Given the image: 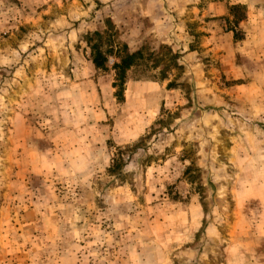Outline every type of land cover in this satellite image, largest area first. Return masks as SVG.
<instances>
[{
    "label": "rangeland",
    "instance_id": "1",
    "mask_svg": "<svg viewBox=\"0 0 264 264\" xmlns=\"http://www.w3.org/2000/svg\"><path fill=\"white\" fill-rule=\"evenodd\" d=\"M260 260L264 0H0V264Z\"/></svg>",
    "mask_w": 264,
    "mask_h": 264
},
{
    "label": "trees",
    "instance_id": "2",
    "mask_svg": "<svg viewBox=\"0 0 264 264\" xmlns=\"http://www.w3.org/2000/svg\"><path fill=\"white\" fill-rule=\"evenodd\" d=\"M230 10L233 12H238L239 15L235 22L243 19L245 12L243 11V6L236 4L232 5ZM237 33H234L236 37ZM109 37V38H108ZM107 37V45L103 47V35L99 31H94L87 35V44L90 48V58L91 62L96 69H107V59L108 55H114L116 61L113 62L111 69L114 72V82L113 87L115 88L114 96L118 101H122L124 98V84L126 82V72L133 66L138 65L145 57L141 49H136L130 51L125 43L121 45L114 43L110 40V36ZM94 39V41H92ZM167 48L166 46H164ZM174 83L169 82L168 86H173ZM116 160H113V166H115ZM117 166V165H116Z\"/></svg>",
    "mask_w": 264,
    "mask_h": 264
},
{
    "label": "crops",
    "instance_id": "3",
    "mask_svg": "<svg viewBox=\"0 0 264 264\" xmlns=\"http://www.w3.org/2000/svg\"><path fill=\"white\" fill-rule=\"evenodd\" d=\"M223 264H224V263H223ZM252 264H263V263H262L261 260H260L259 262L253 261Z\"/></svg>",
    "mask_w": 264,
    "mask_h": 264
}]
</instances>
